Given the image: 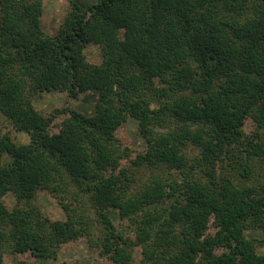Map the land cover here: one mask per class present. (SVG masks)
<instances>
[{"label": "trees", "instance_id": "trees-1", "mask_svg": "<svg viewBox=\"0 0 264 264\" xmlns=\"http://www.w3.org/2000/svg\"><path fill=\"white\" fill-rule=\"evenodd\" d=\"M44 1L0 0V116L30 137L0 134V264L81 239L115 264L136 248L143 264H264L247 236L264 231V0L71 1L55 35ZM44 92L98 99L91 115L46 116ZM130 119L138 158L118 135ZM40 190L64 221L34 203Z\"/></svg>", "mask_w": 264, "mask_h": 264}, {"label": "rangeland", "instance_id": "rangeland-1", "mask_svg": "<svg viewBox=\"0 0 264 264\" xmlns=\"http://www.w3.org/2000/svg\"><path fill=\"white\" fill-rule=\"evenodd\" d=\"M75 1L84 6H91L99 0H45L44 14L42 17V26L44 31L49 35H55L60 26L64 22L69 10L70 2ZM86 55L89 62L100 64L102 55L99 47L94 43H89L86 49ZM98 95L96 92L81 93L77 99L70 98L66 93L59 92H44L35 97L34 105L42 114L49 116L57 110L71 109L79 111L85 115H91L94 111ZM68 114H61L56 119L52 132L58 133L60 126ZM247 135L254 131V126L251 121H248L245 126ZM0 134H10L12 138L19 144H28L30 137L22 132L17 131L14 126L4 116H0ZM122 140L123 146L126 148L130 158H138L144 153L145 144L138 133V123L134 119H130L118 133ZM142 174L145 175V170L142 168ZM147 176H144V178ZM141 178V177H140ZM4 202L9 209H13L16 200L12 194H8L4 198ZM34 203L41 208L44 214L51 220L64 221L66 215L59 205L58 201L46 190H40L34 198ZM113 220L116 227L121 233L128 234L129 229L127 224L122 221L117 214H113ZM213 228L211 227L212 231ZM250 239L257 240L259 244V253L264 256V231L251 230L247 232ZM224 249L218 251L223 253ZM3 264H115L108 258L101 255L99 249H90L87 242L81 239L76 242H71L63 245L57 258L55 259H39L32 256L30 253L20 255H7ZM132 264H143L142 252L140 248L135 249V255Z\"/></svg>", "mask_w": 264, "mask_h": 264}]
</instances>
